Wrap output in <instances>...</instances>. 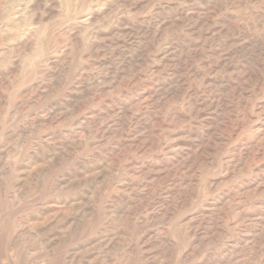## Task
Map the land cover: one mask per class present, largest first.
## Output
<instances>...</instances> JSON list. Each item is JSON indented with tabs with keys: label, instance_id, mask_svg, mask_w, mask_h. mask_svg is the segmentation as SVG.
<instances>
[{
	"label": "rangeland",
	"instance_id": "374dc122",
	"mask_svg": "<svg viewBox=\"0 0 264 264\" xmlns=\"http://www.w3.org/2000/svg\"><path fill=\"white\" fill-rule=\"evenodd\" d=\"M66 263L264 264V0H0V264Z\"/></svg>",
	"mask_w": 264,
	"mask_h": 264
},
{
	"label": "bare ground",
	"instance_id": "6f19581e",
	"mask_svg": "<svg viewBox=\"0 0 264 264\" xmlns=\"http://www.w3.org/2000/svg\"><path fill=\"white\" fill-rule=\"evenodd\" d=\"M53 16V15H52ZM89 18V17H88ZM88 18H86V19H88ZM69 44V43H68ZM105 233V232H104ZM16 238V237H15ZM13 239V238H12ZM115 239V238H114ZM106 248V247H105ZM246 250V249H245ZM75 260V259H74ZM66 264H68V263H66Z\"/></svg>",
	"mask_w": 264,
	"mask_h": 264
}]
</instances>
